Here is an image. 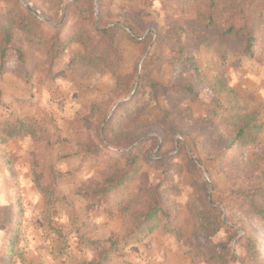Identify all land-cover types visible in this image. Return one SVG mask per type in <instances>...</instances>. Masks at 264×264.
<instances>
[{
    "label": "rangeland",
    "instance_id": "374dc122",
    "mask_svg": "<svg viewBox=\"0 0 264 264\" xmlns=\"http://www.w3.org/2000/svg\"><path fill=\"white\" fill-rule=\"evenodd\" d=\"M23 1L49 24H55L52 19L62 9V0ZM3 6L0 0V8ZM111 9L119 19L135 21L145 35L164 33L172 20L183 14L194 15L182 12V8L168 0H114ZM196 33L199 37L210 36L204 31ZM120 46L124 57L120 73L132 74L138 65L142 66L147 54L144 55L142 45L132 42L125 33L120 34ZM77 49L73 45L61 57L51 76L43 71L44 58L40 55H36L39 66L29 81L13 74L14 60L10 61L9 73L0 76V205L14 207L20 228L19 239L12 243L8 232L0 227V261L9 256L10 264L89 263L98 258L99 252L92 242L121 241L127 237L134 229L133 213L145 206L137 197L146 187L162 183L180 188L178 196L169 195V206L175 215L174 230L160 229L144 242L115 246L112 250L115 264H207L199 253L198 245L204 240L198 238L194 217L200 203V188L207 179L216 186L213 200L226 206L228 221L239 227L238 219H243L233 193L242 181L237 174L231 178L221 171L224 162L215 159L235 134L238 114H254L262 125L255 143L244 147V157L264 167L261 160L264 157V61L257 64L247 57L239 60L233 51L221 63L212 50L199 47L181 61L160 67L153 75L157 88L147 90L135 100L143 111L126 117L118 126L121 131L132 133L133 140L141 142L150 137L154 140L143 157L140 177L116 194L123 208L119 207L110 216L90 209L88 201L79 194L90 182L104 178L107 162L83 163L78 146L86 132L81 119L89 113L91 104L111 97L116 78L111 74L86 77L82 72H73L71 54ZM166 56L171 54L166 51ZM196 69L222 75L237 94L231 102L225 95L219 96L224 109L217 114L212 113L214 96L203 87L198 88V96L183 95L168 103L165 87L176 85L184 78L194 80ZM132 99L133 95L126 101ZM15 122L31 124L39 137L49 141V146L41 144L44 159L38 170L48 174L53 164L62 176L57 189L46 198L36 188L31 171L35 141L29 135L9 137L4 130L7 124ZM49 183L47 175L43 184ZM252 228L261 235L264 251V227L253 225ZM213 241L219 250L232 247L240 261L231 264H249L243 249L235 245L236 240L230 234L222 231ZM110 246L107 244L108 249Z\"/></svg>",
    "mask_w": 264,
    "mask_h": 264
},
{
    "label": "trees",
    "instance_id": "16d2710c",
    "mask_svg": "<svg viewBox=\"0 0 264 264\" xmlns=\"http://www.w3.org/2000/svg\"><path fill=\"white\" fill-rule=\"evenodd\" d=\"M69 1L62 0V9L56 14V19H52L55 24H49L20 0H2L0 76L9 73L10 61L14 60L16 65L12 69L13 74L29 81L39 66L36 55L44 58L42 69L51 76L61 57L73 45H77L78 49L71 54L73 72H82L86 77L111 74L116 78V88L111 97L91 104L89 113L81 119L86 132L78 146V154L83 163L107 162L104 178L90 182L80 189L79 194L88 201L90 209L112 216L119 207L123 208L117 202L116 194L140 177L144 168L143 157L154 140L152 137L141 142L133 140L132 133L118 128L126 117L138 110L143 111V107H138L135 100L147 90L157 88L153 75L163 64L181 61L199 47L212 50L215 59L221 63H225L234 51L239 60L247 57L262 64L264 0H168L182 8V12L188 11L194 15L189 17L183 14L178 20H172L164 33L151 32L146 35L132 19L118 18L111 9L114 0H78L64 14V7ZM196 31L210 33V36L199 37ZM121 33H125L132 42L142 45L144 55L147 54L142 66L138 65L132 74L120 73L124 58L120 46ZM166 51L171 56L167 57ZM199 87L207 89L214 96L213 114L224 109L219 96L225 95L228 102L237 96L222 75L196 69L194 80L184 78L176 85L165 87L168 103L172 104L183 95L198 96ZM131 95L133 99L126 101ZM237 125L232 139L215 159L224 162L220 166L221 171L231 178L237 174L242 181L233 193L238 202L237 211L242 213L243 219H238L239 227L228 221V210L223 203L213 200L216 186L207 179L200 188V203L194 211L198 238L204 240L198 249L207 264L240 261L232 247L219 250L214 243L213 238L222 231L236 240L235 245L243 249L249 264H264L263 239L252 228L253 225L264 227V167L250 163L244 157V147L255 143L262 125L254 114L247 113L238 114ZM4 130L9 137L29 135L35 141L31 152L33 180L43 197H48L57 189L62 176L53 164L48 174L38 170L44 159L40 153L43 149L41 144L49 146V141L44 136L39 137L27 122L7 124ZM261 160L264 162V157ZM47 175L50 183L44 185ZM210 186L213 187L212 193ZM179 194L180 188L176 184L164 186L159 183L146 187L137 197L144 201L145 206L142 211L133 213V231L121 241L92 242L93 248L99 251L98 258L86 264H115L112 254L115 246L123 244L126 247L144 242L160 229L174 230L175 215L169 206V195ZM128 208L125 207L123 211ZM18 224L19 216L14 207L9 204L0 205V227L5 228L12 243L20 236ZM107 244H111L109 249ZM10 262L8 256L2 258L0 264Z\"/></svg>",
    "mask_w": 264,
    "mask_h": 264
},
{
    "label": "water",
    "instance_id": "95a60500",
    "mask_svg": "<svg viewBox=\"0 0 264 264\" xmlns=\"http://www.w3.org/2000/svg\"><path fill=\"white\" fill-rule=\"evenodd\" d=\"M24 4H25V6L28 8V9H30V10H32L23 0H21ZM76 1H78V0H71L70 2H69V4H68V6L69 5H71V4H73V3H75ZM33 11V10H32Z\"/></svg>",
    "mask_w": 264,
    "mask_h": 264
}]
</instances>
